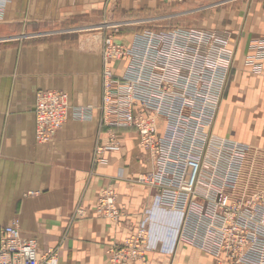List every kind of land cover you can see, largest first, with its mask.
I'll use <instances>...</instances> for the list:
<instances>
[{"label":"crops","instance_id":"crops-1","mask_svg":"<svg viewBox=\"0 0 264 264\" xmlns=\"http://www.w3.org/2000/svg\"><path fill=\"white\" fill-rule=\"evenodd\" d=\"M172 13L189 15L180 22L200 30L230 33L234 62L213 133L252 147L243 183L264 188V0H12L0 23V226L18 220L24 238L58 250L56 264H108V247L146 220L155 249L146 263L131 264H218L183 244L164 250L178 218L153 210L154 193L137 182L152 164L134 128L117 129L120 149L94 162L96 147L110 140L100 126L104 38L121 22L146 25ZM143 25L123 27L114 41L129 45L153 29H134ZM51 90L68 94L74 108H92V116L70 118L53 141L39 144L35 94ZM109 187L118 194L117 222L93 213Z\"/></svg>","mask_w":264,"mask_h":264},{"label":"built area","instance_id":"built-area-1","mask_svg":"<svg viewBox=\"0 0 264 264\" xmlns=\"http://www.w3.org/2000/svg\"><path fill=\"white\" fill-rule=\"evenodd\" d=\"M11 1L0 0V23ZM138 23L111 26L112 35L103 40L100 126L110 140L96 147L94 162L103 163L106 152L120 149L117 129L134 128L152 164L137 182L154 193L153 210L178 218L176 239L164 250L172 253L183 244L218 264H264V188L243 183L252 147L213 133L234 62L230 33L145 29L129 45L114 41L120 28ZM115 61L123 63L121 69L114 68ZM92 111L72 107L65 92L37 91L36 141L50 143L70 118L87 121ZM117 201L115 189L106 188L93 213L117 222ZM154 249L146 220L108 247L107 263H146ZM57 259L58 250L43 251L35 239L24 238L18 220L0 226V264H56Z\"/></svg>","mask_w":264,"mask_h":264},{"label":"rangeland","instance_id":"rangeland-1","mask_svg":"<svg viewBox=\"0 0 264 264\" xmlns=\"http://www.w3.org/2000/svg\"><path fill=\"white\" fill-rule=\"evenodd\" d=\"M189 16V15H188ZM183 17L178 13H172L170 15H165V16H157V17H152L151 21L149 24L143 25L146 23V21L149 20H137L136 22H139V25H143L141 27L136 26L134 27V29H141L143 27L145 28H153L151 30L154 31H167V30H172V28H176V27H184V28H194V29H198L197 27L195 28L194 26H192V24L189 23H182L180 22V20H187V18L189 19V17ZM123 23V22H121ZM123 30V28H120L119 31ZM91 33V32H88ZM202 253V252H201ZM203 254V253H202ZM204 256H208L203 254Z\"/></svg>","mask_w":264,"mask_h":264}]
</instances>
